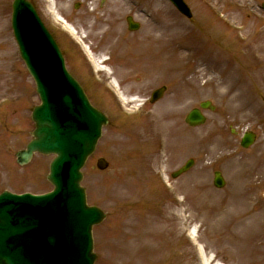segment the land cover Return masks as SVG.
Listing matches in <instances>:
<instances>
[{
  "label": "rangeland",
  "instance_id": "rangeland-1",
  "mask_svg": "<svg viewBox=\"0 0 264 264\" xmlns=\"http://www.w3.org/2000/svg\"><path fill=\"white\" fill-rule=\"evenodd\" d=\"M13 1L0 0V194H39L52 189L53 157L23 167L16 161L32 139L39 98L13 38ZM31 1L70 71L110 118L84 169L89 204L107 214L94 229L96 264H199L185 237L192 227L221 263L264 264V0H185L189 20L164 0H52L95 55L111 58L123 92L138 99L128 107L53 19L48 1ZM128 16L140 23L138 32L127 30ZM163 86L164 99L140 110ZM207 100L216 110L206 113V125L186 126V114ZM250 130L258 140L245 151L238 135ZM99 158L107 171L94 168ZM190 158L196 167L173 180ZM215 171L226 180L222 190L213 185Z\"/></svg>",
  "mask_w": 264,
  "mask_h": 264
},
{
  "label": "water",
  "instance_id": "water-1",
  "mask_svg": "<svg viewBox=\"0 0 264 264\" xmlns=\"http://www.w3.org/2000/svg\"><path fill=\"white\" fill-rule=\"evenodd\" d=\"M171 1L187 13L182 0ZM12 27L42 102L33 113L34 140L18 161L26 164L35 153L56 155L49 175L55 190L45 196H0V264H94L92 228L105 214L87 206L81 170L108 121L67 73L59 47L28 1L15 0ZM186 121L198 126L205 118L195 110ZM254 140L249 134L245 146ZM98 167L107 164L100 160ZM215 185H224L219 174Z\"/></svg>",
  "mask_w": 264,
  "mask_h": 264
},
{
  "label": "bare ground",
  "instance_id": "bare-ground-1",
  "mask_svg": "<svg viewBox=\"0 0 264 264\" xmlns=\"http://www.w3.org/2000/svg\"><path fill=\"white\" fill-rule=\"evenodd\" d=\"M49 5H50V9H51V11L54 13L55 17L57 18V13L55 12V8H54V3L50 1ZM57 20H62V18L58 16ZM101 60H102L101 57H100V58L97 57V59L93 60V63H94V67H95V69H97V70H103V71L109 72L108 69L105 68V67L103 66V61H101ZM110 74H111V73H110ZM120 97H121V99H122L124 102L126 101V100H124L123 95L120 94ZM133 100H134L135 102H137L138 99L134 98ZM126 102H127V101H126ZM178 214L181 215V216H183V212H179ZM197 232H198V228L193 227L191 235L195 237V238H194L195 240H196V238L198 237ZM210 262H211V258H207V259H206V258H203V264H212V263H210ZM215 264H219V263H215Z\"/></svg>",
  "mask_w": 264,
  "mask_h": 264
}]
</instances>
